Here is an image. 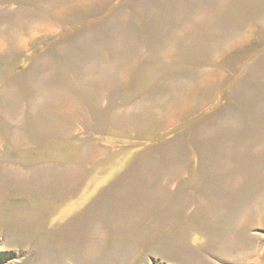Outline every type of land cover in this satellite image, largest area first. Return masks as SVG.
<instances>
[{
    "label": "rangeland",
    "instance_id": "rangeland-1",
    "mask_svg": "<svg viewBox=\"0 0 264 264\" xmlns=\"http://www.w3.org/2000/svg\"><path fill=\"white\" fill-rule=\"evenodd\" d=\"M0 231V264H264V0H0Z\"/></svg>",
    "mask_w": 264,
    "mask_h": 264
},
{
    "label": "crops",
    "instance_id": "crops-1",
    "mask_svg": "<svg viewBox=\"0 0 264 264\" xmlns=\"http://www.w3.org/2000/svg\"><path fill=\"white\" fill-rule=\"evenodd\" d=\"M67 117L73 119V121L75 122V118H77V113L73 112V110H70V111L65 110V112L62 113V110H61V112L59 111L55 115L49 117V120L47 122H50V123L45 127L50 126L53 129V131L55 133H57V135L63 134L65 136L67 133L66 132L67 130H65L67 127L66 126L67 123L65 122ZM46 119H47V116H46ZM22 128L23 127H20V128H18V130L22 129ZM23 129L26 131H24V132L17 131L16 133H14V136L12 137L13 142L17 141L15 143V146H17L19 149L28 148L30 145L29 127H26ZM43 136H44V134H43ZM9 169L17 170V171L19 170L21 172H24L25 175L30 174L32 172V171L28 172L26 170V168H19V167H17V168L16 167H10ZM1 170H3V169L1 168ZM4 170H6V167H4ZM62 173H63L62 182H63V186H64L63 188L67 191L66 193L72 194L75 191V189L77 188L79 181L82 179L83 172H82V170H80V168H78L77 166L74 165L71 168H68L67 170L64 169ZM57 193H60V192L57 191ZM30 194L32 196L34 195L33 198H39V196H40L36 192L35 193L32 192ZM52 195H55V194L53 193ZM41 214H43V213H41ZM38 219L40 220L39 217H38ZM34 222L35 221H32V224L29 227L34 226ZM36 222L38 223V220H36ZM5 229H6V227H4V229L2 231L10 230L9 227L7 228V230H5ZM72 230L75 231L74 229H72ZM8 233H10V232H8ZM3 235L4 234H2V232L0 231V236H3Z\"/></svg>",
    "mask_w": 264,
    "mask_h": 264
},
{
    "label": "bare ground",
    "instance_id": "bare-ground-1",
    "mask_svg": "<svg viewBox=\"0 0 264 264\" xmlns=\"http://www.w3.org/2000/svg\"><path fill=\"white\" fill-rule=\"evenodd\" d=\"M126 40V39H125ZM124 43V42H123ZM119 44V42H118ZM105 45V44H104ZM108 45V43H106L105 47ZM119 47V46H118ZM252 95V94H251ZM234 139V138H233ZM179 142V141H178ZM175 158V157H174ZM144 164V163H143ZM182 168H184V164L181 165ZM178 195V194H176ZM190 196V195H189ZM188 195L185 197V198H182L183 202H186L187 198L189 197ZM162 198H163V195H162ZM165 198V197H164ZM174 198V197H173ZM184 208V207H183ZM179 212H182V211H179ZM218 216V215H217Z\"/></svg>",
    "mask_w": 264,
    "mask_h": 264
}]
</instances>
